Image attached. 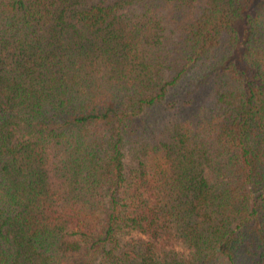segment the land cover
<instances>
[{"label": "trees", "instance_id": "16d2710c", "mask_svg": "<svg viewBox=\"0 0 264 264\" xmlns=\"http://www.w3.org/2000/svg\"><path fill=\"white\" fill-rule=\"evenodd\" d=\"M0 264H264V0H0Z\"/></svg>", "mask_w": 264, "mask_h": 264}]
</instances>
